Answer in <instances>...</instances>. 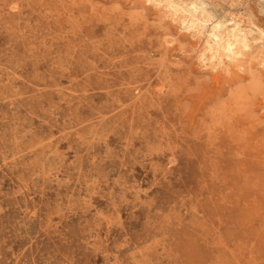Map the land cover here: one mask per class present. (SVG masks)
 Returning a JSON list of instances; mask_svg holds the SVG:
<instances>
[{
	"label": "rangeland",
	"instance_id": "obj_1",
	"mask_svg": "<svg viewBox=\"0 0 264 264\" xmlns=\"http://www.w3.org/2000/svg\"><path fill=\"white\" fill-rule=\"evenodd\" d=\"M261 32L264 0H0V264H264Z\"/></svg>",
	"mask_w": 264,
	"mask_h": 264
},
{
	"label": "bare ground",
	"instance_id": "obj_2",
	"mask_svg": "<svg viewBox=\"0 0 264 264\" xmlns=\"http://www.w3.org/2000/svg\"><path fill=\"white\" fill-rule=\"evenodd\" d=\"M156 1V0H155ZM158 2V1H157ZM179 2V1H178ZM153 3V2H152ZM159 3V2H158ZM161 3V2H160ZM167 3V2H166ZM170 4H171V2H170ZM196 4V3H195ZM177 6H178V4H176ZM206 5V4H205ZM171 6V5H170ZM184 6V5H183ZM188 6V5H187ZM204 6V5H203ZM175 7V6H174ZM190 7V6H189ZM191 7H193L192 5H191ZM181 8V7H180ZM196 8V7H195ZM178 9V8H177ZM185 9V8H184ZM192 9V8H191ZM188 10V9H187ZM195 11V10H194ZM174 12V11H173ZM185 12V11H184ZM176 13V12H175ZM180 13V12H179ZM193 14V13H192ZM203 14V13H202ZM221 14V13H220ZM223 14V13H222ZM221 14V15H222ZM189 15V14H188ZM194 15V14H193ZM204 15H206V14H204ZM179 16V15H178ZM219 16V15H218ZM190 17V16H189ZM199 17V16H198ZM208 18H209V16H208ZM196 19V18H195ZM195 19H194V21H195ZM202 19V18H201ZM204 19V18H203ZM207 19V18H206ZM213 19V18H212ZM187 20V19H186ZM210 19H208V21H209ZM214 20V19H213ZM199 21V20H198ZM183 22V21H182ZM197 22V21H196ZM202 22H203V20H202ZM198 23V22H197ZM193 24V23H192ZM211 24H212V22H211ZM210 24V25H211ZM182 25V24H181ZM194 25H196V24H194ZM219 25H221V24H219ZM224 25V24H223ZM239 25V24H238ZM199 26V25H198ZM195 27V26H194ZM217 27L218 26H215L214 27V29H217ZM198 28V27H197ZM202 28V27H201ZM208 28V27H207ZM220 28V27H219ZM218 28V29H219ZM235 28V27H234ZM191 29V28H190ZM229 29H230V27H229ZM228 29V30H229ZM193 30V29H192ZM205 30V29H204ZM223 30V29H222ZM199 31H200V29H199ZM210 31V30H209ZM241 31V30H240ZM243 31V30H242ZM252 31V30H251ZM190 32V31H189ZM192 32V31H191ZM197 32V31H196ZM204 32V31H203ZM246 32V31H245ZM229 33V32H228ZM197 34V33H196ZM198 34H199V32H198ZM197 34V35H198ZM205 34V33H204ZM227 34V33H226ZM226 34H225V36H226ZM235 34V33H234ZM234 34H232L233 35V38H234V41H233V39H232V42H231V40L229 39V40H225L223 37H222V35H220V33H219V31L217 30V31H215V32H213L212 33V36H211V38H212V43L214 42L215 43V45L216 46H218L220 49H224L225 51H228V52H230L231 54L234 52V48H236V46L237 47H239V46H241V47H243V48H248V45H247V43H246V41L245 40H238V39H236L235 37V35ZM260 37H261V39H262V43H261V49H262V51H263V55H264V32H261L260 33ZM200 36V35H199ZM228 36H230L229 34H228ZM251 36V35H250ZM201 37V36H200ZM227 37V36H226ZM209 38V37H208ZM229 38V37H228ZM202 39V38H201ZM259 39V38H258ZM209 40V39H208ZM254 42V41H253ZM261 42V41H260ZM257 43V42H256ZM200 44V43H199ZM204 44V43H203ZM250 44V43H249ZM204 46V45H203ZM214 46V45H213ZM250 46V45H249ZM253 46V45H252ZM255 47H256V45H255ZM213 48V47H212ZM242 48V49H243ZM251 48H253V47H251ZM200 49V48H199ZM204 49V48H203ZM241 49V50H242ZM217 50V49H216ZM250 50V49H249ZM208 51V50H207ZM239 51V50H238ZM210 52H211V50H210ZM227 52V53H228ZM250 52V51H249ZM205 53V52H204ZM203 53V54H204ZM208 53V52H207ZM214 53V52H213ZM236 53V52H235ZM234 53V54H235ZM240 53V52H239ZM244 53V52H243ZM251 54V53H250ZM254 54V53H253ZM211 55V54H210ZM237 55V54H236ZM206 56V55H205ZM204 56V57H205ZM222 56V55H221ZM203 57V58H204ZM217 57V56H216ZM231 57H232V55H231ZM207 58V57H206ZM216 59V58H215ZM222 60V59H221ZM223 60H226V59H223ZM232 59H230V61H231ZM219 61V60H218ZM227 61H228V59H227ZM264 61V60H263ZM222 64V63H221ZM218 65V64H217ZM264 65V64H263ZM211 66V65H210ZM214 66V65H213ZM221 66V65H220ZM226 66V65H225ZM219 67V66H218ZM262 67V66H261ZM216 68V67H215ZM215 71V70H214ZM219 72V71H218ZM223 72V71H222ZM258 72V71H257ZM214 82V81H213Z\"/></svg>",
	"mask_w": 264,
	"mask_h": 264
}]
</instances>
